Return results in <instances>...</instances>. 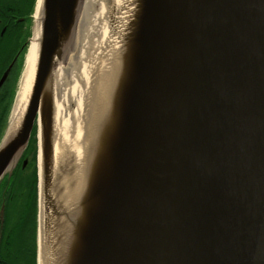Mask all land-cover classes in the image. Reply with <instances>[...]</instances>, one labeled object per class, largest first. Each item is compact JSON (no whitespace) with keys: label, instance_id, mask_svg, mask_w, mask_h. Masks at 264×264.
<instances>
[{"label":"water","instance_id":"95a60500","mask_svg":"<svg viewBox=\"0 0 264 264\" xmlns=\"http://www.w3.org/2000/svg\"><path fill=\"white\" fill-rule=\"evenodd\" d=\"M82 2L41 0L30 96L15 133L0 142L1 179L37 126V259L52 72ZM140 4L110 165L78 200L75 208L89 203L84 221L71 216L60 231L55 216L49 222L51 262L64 264L73 238L69 264H264V0Z\"/></svg>","mask_w":264,"mask_h":264},{"label":"bare ground","instance_id":"6f19581e","mask_svg":"<svg viewBox=\"0 0 264 264\" xmlns=\"http://www.w3.org/2000/svg\"><path fill=\"white\" fill-rule=\"evenodd\" d=\"M140 1L83 0L77 22L79 39L70 42L69 61H58L52 72V158L45 192L40 183L37 264H52L51 247L46 244L51 239L49 222L55 216L60 231L72 217L84 221L89 203L75 208L78 200L110 165L116 99L122 100L128 86L127 58L132 54L131 38ZM40 5L41 0H35L24 66L4 140L18 128L30 96L41 35ZM40 161L38 152L41 182ZM67 241L64 264H69L71 243L75 242L73 238Z\"/></svg>","mask_w":264,"mask_h":264},{"label":"flooded vegetation","instance_id":"af4514ba","mask_svg":"<svg viewBox=\"0 0 264 264\" xmlns=\"http://www.w3.org/2000/svg\"><path fill=\"white\" fill-rule=\"evenodd\" d=\"M34 4L35 0H0V80L2 79L0 83V113L5 107L7 95L13 89L32 23ZM3 135L0 137V142ZM22 165L23 163H21V168H23ZM2 212L3 206L0 208V264H34V235L32 234L30 238L28 235L18 236L17 239H14L17 243L15 245L13 241L15 223L13 228H7V215H2ZM24 231H21L20 234L23 235Z\"/></svg>","mask_w":264,"mask_h":264},{"label":"rangeland","instance_id":"374dc122","mask_svg":"<svg viewBox=\"0 0 264 264\" xmlns=\"http://www.w3.org/2000/svg\"><path fill=\"white\" fill-rule=\"evenodd\" d=\"M98 1H100V0H98ZM32 22H33V20H32ZM31 29H32V23L30 25V29L28 32V38H27L26 43L24 45L25 47L23 50V56H22V59L20 61V66L18 67V70H17V76H16L15 81H14L15 82V85H14L15 90H13L14 94H15V91L17 88L18 79L20 77L21 71H22L23 66H24V57H25L26 49H27V46L29 43V37L31 34ZM79 36H80L79 28L76 27V29L74 30V35H73V39H72L73 42L78 41ZM72 45L73 44L68 45V47H67L68 53L66 52L62 58V60H64L65 62L69 61V59H70L69 54L72 50ZM14 94H13V97L11 100V105H12V101L14 98ZM11 105H10L9 113L11 110ZM9 113H8V116L6 119V125H4L5 130H6V127L8 124ZM4 131H2L1 135L5 134ZM4 136L5 135H3V138H4ZM34 138H35V147L33 149L32 145H30L29 150L24 154V157L21 160L22 161L21 163H23V165H22L23 168H21V171H20L21 173L18 176V180H17L16 184L18 185L17 188H19L23 191H24V187H27V189H30V191H32V188L34 187L32 185V181L35 178L34 180L36 181V201H35V197L33 199V197L29 194L30 196H29V203L28 204L36 203V210L38 211V165H37L38 139H37V126H36V124H35ZM33 152H35L36 157H35V155H33ZM34 157H35V159H34ZM23 185H24V187H23ZM22 195H23V192H22ZM24 202H25L24 198L21 200L20 197H17L15 199L14 204H13L11 209L9 206V209L7 210V218H6L7 228L8 227H9V229L13 228L14 223H17L20 220V218L22 217L21 212H22ZM37 211L32 212L30 210V213L27 214V216L25 217L26 225H25V231L23 232V235L20 234V232H19L21 227H19L17 229L15 228V231H13V241H14V239H17L16 237L18 235H20V236H27L28 235V237L30 238V236L32 237V234H34V231H35V242H33V246L35 245V247H34L35 248V264H37V256H36V254H37V221H38L37 220ZM34 213H35V222H34ZM14 244L17 245V243L15 241H14Z\"/></svg>","mask_w":264,"mask_h":264},{"label":"trees","instance_id":"16d2710c","mask_svg":"<svg viewBox=\"0 0 264 264\" xmlns=\"http://www.w3.org/2000/svg\"><path fill=\"white\" fill-rule=\"evenodd\" d=\"M15 81V80H14ZM14 85L15 82L13 83V89L10 91V93L7 95V101L5 104L4 109L1 111L0 113V137H1V133L4 129V125L6 124V119L9 113V109H10V105H11V100L14 94ZM34 132H35V126L33 127L32 131H31V135H30V139L28 142V145L26 147V149L24 150L21 158L19 159V161L17 162L16 166L14 168H12V170L10 172H6L3 177L0 179V208L3 206V212L1 213L2 215L4 214L5 216L7 215V210L12 208L14 201L17 197H20V199L22 200L23 198L25 199V202L23 204V208H22V212H21V218L20 220L15 223V227L16 229L20 228V231H24L25 230V225H26V221H25V217L27 216V214L30 213V210L32 212H36V203H29V196L31 195L34 199L35 197V201H36V181L33 179L32 181V185L34 186L32 188V191H30V189H27V187H24V191L17 188L18 185L17 180H18V176L21 173V160L24 157V154L29 150V146L32 145L33 149L35 147V138H34ZM33 155H35V152H33ZM36 157V155H35ZM34 157V159H35ZM17 185V186H16ZM23 192V195H22ZM30 194V195H29ZM34 222H35V213H34ZM35 229V228H34ZM12 234V232L10 233V235ZM34 242H35V231H34ZM20 236V235H18ZM17 236V237H18ZM16 237V238H17ZM35 247V245H34ZM34 264H35V248H34Z\"/></svg>","mask_w":264,"mask_h":264}]
</instances>
